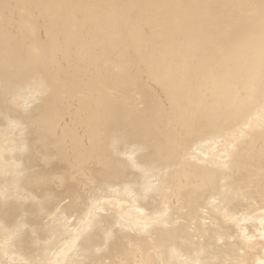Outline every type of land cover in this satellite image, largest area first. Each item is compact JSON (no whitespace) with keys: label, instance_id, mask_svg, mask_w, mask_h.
<instances>
[{"label":"bare ground","instance_id":"bare-ground-1","mask_svg":"<svg viewBox=\"0 0 264 264\" xmlns=\"http://www.w3.org/2000/svg\"><path fill=\"white\" fill-rule=\"evenodd\" d=\"M0 264H264V0H0Z\"/></svg>","mask_w":264,"mask_h":264}]
</instances>
